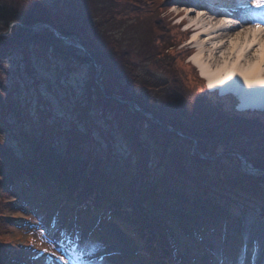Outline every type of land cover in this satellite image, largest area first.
<instances>
[{
  "label": "trees",
  "instance_id": "obj_1",
  "mask_svg": "<svg viewBox=\"0 0 264 264\" xmlns=\"http://www.w3.org/2000/svg\"><path fill=\"white\" fill-rule=\"evenodd\" d=\"M99 1L102 2V9L109 14L103 19L113 29L108 35L99 34L97 28L100 24H93L89 16L83 15L88 10L84 9L86 13L80 11L79 0H70L62 12L55 14L54 20L41 13L25 14L23 9L26 7L22 9L15 0H0V33L7 31V34H0V62L14 48L25 47V43L19 46L15 44L30 36L32 42L39 44V50L35 52V61L38 63L39 57L54 61L60 72L76 68L80 63L86 64L88 60L75 53L77 48L72 44L67 45L55 35L56 29L60 34L69 36L70 41L78 39L98 66L96 80L95 66L90 64L84 97L75 102L74 118L70 119L87 121V149L83 153L84 146L70 134L64 136L66 142L54 145L49 139L55 134L49 130L45 146L39 144L31 153L14 156L15 161L8 171V156L5 155L2 169H7L3 175L0 173V210L12 212L15 204L29 208L33 214L19 218L28 221L27 226L37 222V215L52 213L51 219L56 221L57 216L66 213L63 221L72 230L78 228L84 216L89 217L91 213L107 215L122 226V223L129 225V232L137 242L140 241L139 248L143 254H147L148 260L156 259L158 264H170V259L175 264H193L191 256L206 245L203 240L206 233L215 234L219 227L226 225L238 227V218L232 215L230 203L238 199L239 204L247 207L246 202L252 201L251 205H258L260 212L264 213V173L239 170L232 176L223 162L225 152L234 150L246 156L254 166L264 168V161L248 157L240 146V138L249 133L250 127L264 132V120L241 118L237 121V113L226 116L221 107L216 106L209 109L204 105V114L196 110L201 105L199 102L207 103L198 95L207 93L206 87L197 69L185 61L190 50L178 47L186 36L167 19L169 0H143L140 7L136 6L134 13L126 17L120 14L118 7L123 3L126 5L128 0H110L111 10H108L109 5L104 0ZM27 5L29 10H26L30 11L35 3L30 0ZM11 21H17L18 24L8 30ZM39 22L46 25L40 26ZM105 39L106 43L103 42ZM131 54L140 56V64L148 59L154 63L164 62L170 69L169 76L163 77L162 73L146 64H141V69L135 67ZM28 61L23 59L22 63L40 76L39 69L36 70ZM128 86L131 92L124 90ZM144 88L156 92L151 102L142 97ZM167 93L174 99L180 96L185 99L180 103L183 110L179 111V118L166 117L163 112L165 106L160 102L161 98L168 99ZM210 93L222 97L217 92ZM184 94L192 96V102L186 101ZM193 94H197V98ZM115 95L128 101L120 102L114 99ZM223 98L219 101H229L235 109V97L224 95ZM184 102L189 103L188 109ZM136 104L141 110L133 108ZM92 106L101 111L99 116L88 111ZM132 108L134 115L126 119ZM154 110L159 112L161 123L152 121L148 114L151 119L144 114L149 112L156 116ZM236 112L241 113L238 110ZM108 120L116 125L117 131L124 132V139L130 145L136 140L138 145L133 148V162H137L136 154L141 148L144 153L141 162L145 172L139 178L137 176L135 181L129 178L126 186L133 192L132 200L127 196L128 192L125 194L121 189L112 188L111 185L119 180L115 170L99 171L100 161L95 162L98 158L97 144L100 142L106 151L103 159H111L110 155L115 150L113 135L105 133L104 123H100ZM74 129L73 125L69 128L70 131ZM142 133L145 134L144 138ZM167 140L169 146L164 143ZM148 141L159 148V160L156 162L153 161L151 150L146 149ZM193 141L200 153L212 158H192L188 151L192 150ZM224 143L227 146L222 152L223 149L218 147ZM218 152L220 154L216 156ZM170 154H176L179 158H171ZM133 162L128 164L132 165ZM220 171H223L222 176ZM194 189L199 195L196 199ZM35 196L38 199L33 201L31 198ZM192 196L194 201H191ZM120 197L128 199L129 203L121 204L117 201ZM222 198L225 203L221 201ZM191 203L200 205L191 206ZM68 204L70 208H66ZM202 206L205 207L201 209ZM17 216L8 219L11 223L17 222ZM70 221L75 224L72 226ZM204 223L209 226L199 230ZM61 226L56 222L51 229ZM176 232L182 234L175 236ZM177 237L184 240L179 242ZM189 239L191 241L187 244ZM0 264H14L11 246H0Z\"/></svg>",
  "mask_w": 264,
  "mask_h": 264
},
{
  "label": "rangeland",
  "instance_id": "obj_2",
  "mask_svg": "<svg viewBox=\"0 0 264 264\" xmlns=\"http://www.w3.org/2000/svg\"><path fill=\"white\" fill-rule=\"evenodd\" d=\"M15 1L22 7V9L25 6L26 9L29 10V6L27 5V3L30 0ZM31 1L35 3V6H33L30 11H27L24 8L23 11L25 12V14H30V12L36 14L41 13L44 17L47 16L48 18L49 16L51 20H54L55 14L62 12V10L70 0ZM84 1L85 2H81L79 0L80 11L86 13L84 9H87L88 13L83 15L89 16L93 24H100L97 28L98 33L102 35H108L110 32H113V29L110 27V25L107 24L103 19L105 17L107 18L109 14L105 9H102V2L99 0ZM104 1L107 6L109 5L108 10H111V5L109 4L110 0ZM119 1L122 2L121 0ZM142 2L143 0H128L126 5L124 3L120 4L118 10L120 11L121 15L126 17L129 14L134 13L136 6L140 7V4ZM180 8H183L181 4H175L173 7L166 10L167 14H169V16H167V19L172 21V25H176L175 22H178L177 20H179V18L172 19V17H175V14H173L174 11L177 12L182 10ZM260 11L264 13V8H261ZM109 12L111 13V11ZM62 16L63 15H61V17ZM64 21L67 22V20ZM40 26H42V24H40ZM115 29L117 30V28ZM179 30L183 31V28H180ZM31 39L33 38L28 36L24 39L19 40L15 45L19 46L20 43H25L26 46H19L17 48H14L12 52L7 54L6 59L0 62V137L4 138V141L0 142V173H2V175L5 173V170L8 167L9 168L6 171L11 169V164L15 161L14 156L16 158L17 156L21 157V155L23 154L31 153L39 144L45 146L44 141L47 139L46 135L48 134L49 130L55 134V137L52 136V138L49 139L52 140V143H54V145H60L66 142L67 140L64 139V136H66V134H70L77 138L80 145L84 146L82 147V152L85 151L88 147V141L85 134V130L88 127V125H86L87 121L84 119H70L74 118L75 102L77 100H81L84 97V91L86 90V81L89 77L90 72V64L93 65L92 59L90 60L87 52L85 53L80 44L76 43L75 41H65L67 45L72 44L74 48H77L75 50V53H79V56L85 57L88 61L85 62L86 64L80 63L76 68H70L69 70L60 72L55 67L54 61H47L44 57H39V63L35 61V52L39 50V44L32 42ZM103 42L106 43L107 39L103 40ZM183 45H185V42H183ZM34 46H36L35 51ZM47 54H49V49L47 50ZM130 58L137 68L141 69L140 65L142 64L145 66L146 64L147 66H150L151 69H156V72L162 73L163 77L169 76L170 69L164 62L154 63L151 59H148L147 62L143 61L140 64L139 62L141 60L138 54H131ZM23 59L30 60L28 62L34 65L36 70L39 69V74L41 75H36L33 71H31L30 67L28 70L26 68V65L22 63ZM58 68L61 69L60 66H58ZM94 77L96 79V74L94 75ZM95 79H93V81L97 82V79ZM89 83L91 84L92 80H90ZM124 90H127L129 92L132 91L129 89V86ZM205 90L207 93H198V95L201 96L204 101H207V103L203 101L198 103L201 104L199 108L196 109L199 112L203 114L205 113V111L203 110L204 105H206V107H208L209 109L216 106L221 107L220 109L223 110V114H225L226 116L231 117L235 113H237V116L235 117L237 121H239L241 118H251L256 121L260 120L261 122L262 120H264V111L253 113L249 111H244L241 113L236 112V107L235 109H233L232 104L229 101H219L221 99H225L223 98V96H216L214 93H210L207 88H205ZM199 91L202 90L200 89ZM155 93L156 92H154L153 89L147 90V88H144L142 97L147 98L151 102V97ZM193 95L197 98V94ZM184 96L186 98V101L188 100L189 102H192V96H190L189 94H184ZM114 99L120 102L128 101L121 100L118 95H115ZM183 100H185L183 96L174 99L172 98V96H170V94H168V99L161 98L160 104L165 106L163 109L165 116L174 119L179 118L178 113L179 111L183 110V108H180V103ZM183 104L186 108L189 107V103L187 104V102H184ZM136 107H138L137 104L133 105V108ZM133 108L130 112L126 109V113L129 112V114L125 116L126 119L130 117L129 115H134ZM88 111H91V113L97 116H99V113L101 112L94 106L90 107ZM154 112H156V116L151 115L149 112H144V114H148L153 119L152 121L161 123L162 121L160 119L161 117L159 118V112L157 110H154ZM77 118L82 119L79 117ZM108 121L100 123H104L103 130L105 131V133L109 132L111 135H113L114 140L112 141V143H114L115 150H113L114 152H112L110 155L111 159H103V154L106 151H104L103 145L100 142L99 144H97V147L99 149L97 153L98 158H96L95 162L100 161L99 171H107L111 168L115 170V173H117L119 177V180H117L119 182L116 181L115 185H111L112 188L115 190L121 189L120 191L125 194L126 192H128L127 196L132 200L134 197L133 192L126 186L129 178L135 181L137 176L139 178L145 172V170L142 169L141 162L143 161L142 159L144 158V153L141 148L139 153L136 154L137 162H133V148L134 146L138 145L137 143H135L136 140L134 139V143L130 145L124 139V132L117 131L116 125L111 120ZM71 125H73V127L75 128V131L69 130ZM221 126L223 127V125ZM250 128L251 129L249 130V133L247 135H242V137L240 138V146L241 148H243V150L246 151L244 153L248 154V157L254 158L259 162L264 161V132L254 130V127ZM168 129H170V127H168ZM249 134H252V136H249ZM144 135V133L141 134L143 138ZM100 139L101 137H99V140ZM164 143L168 145V140L164 141ZM147 144L148 147L146 149L151 150L154 156L153 161H158L159 148L152 145L149 141ZM225 146L227 145H225L224 143V145L222 144L218 147V149H223L221 150L223 152ZM191 149V151H188V154L192 158H197L199 156L204 157L203 155H201L195 141L192 142ZM94 151H97V149H95ZM225 154L226 158L223 159V162L228 174L234 176L237 174V172H239V170H247L244 163L239 157V154L241 153H237L233 150L225 152ZM5 155L6 157L8 156L6 165L7 168L3 170L2 168H4L5 166V162L3 159L5 158ZM166 155L168 156L169 153H166ZM170 157L176 160L179 158V156L176 154H170ZM129 162H133L132 165L128 164ZM222 175L223 171H220V176ZM126 188L128 189V191L126 190ZM188 190L189 192H191V189L187 188V191ZM193 195L196 199L199 196L198 191L194 189ZM31 199L35 201L36 199H38V197L35 196ZM224 200L225 199L222 198L221 201L225 203ZM117 201H119L123 205L129 203V200L123 197L118 198ZM191 201H194L193 196L191 197ZM238 201V199L236 201H233L229 204V207L232 211V215L240 217V234L242 235V241L237 242L234 247L232 246V250L231 248L223 249L222 243L219 244L212 238H210L208 242H211L212 251L211 254L207 256V264H228L231 259L229 253L231 251H235V253H237V251L241 250L243 244L246 243L249 244V248L247 249L249 257L251 259H254L258 264H264V219L262 218V215H264V213H260L258 205L251 207L252 201L246 202L248 207H242L241 205H239ZM193 205L200 204L191 203V206ZM69 207L70 204H68L66 208ZM204 207L205 206H202L201 209H203ZM11 210L12 212L6 213L0 210V246H6V248L14 246V256L16 254H22L23 256H25V258L29 256L32 262H37L39 257L44 253L43 249L47 248L52 256L53 254L55 256V264H141V261L138 259L132 261H122L121 257L115 255L117 254L116 252L130 254L131 250L134 248L132 247L133 244L131 240L125 237L113 224L104 226L101 233L92 232L88 231L90 229L88 224L92 222V217L85 218V220H83L85 221L83 228L79 231L77 239H74V241L71 242L68 248H59L53 237L51 239L52 235L48 232L45 226V224L47 223L45 221L46 217L48 216L47 213H43V216L37 215V218L40 219V221L38 220V222H31L28 228L26 227L29 224L28 221H20L16 219L17 222L11 223L6 215L9 214L15 217L19 215L20 217L17 216V218L23 219V217H28L29 214L32 215L33 213L24 206L18 205H15ZM35 213L37 214V211H35ZM201 222H204V220ZM203 226L209 225L204 223L199 228V230H203ZM46 232H48V234L42 235V233ZM52 234L55 235V233L53 232ZM178 234L180 236L182 233L176 232L175 236H177ZM28 235L29 238L26 240L25 238ZM221 240L227 241V239L225 238H221ZM190 241L191 240L189 239L187 241V244ZM51 243H55L57 247ZM230 243L233 245L231 241ZM206 250L207 249L204 247L203 252ZM202 253L196 256V261H198L199 264L201 262V264H206L204 262V256ZM221 255L222 261H220ZM223 255H225L226 257L223 258ZM60 256H63L64 259L61 260ZM30 259L26 260L24 264H31ZM55 259H60L61 263H58L57 261H55ZM169 262L170 264H175L171 262V259L169 260ZM38 264H44V261H40Z\"/></svg>",
  "mask_w": 264,
  "mask_h": 264
},
{
  "label": "bare ground",
  "instance_id": "obj_3",
  "mask_svg": "<svg viewBox=\"0 0 264 264\" xmlns=\"http://www.w3.org/2000/svg\"><path fill=\"white\" fill-rule=\"evenodd\" d=\"M226 5L232 6L229 2ZM217 15L223 17L220 12H217ZM225 19L231 21L227 16ZM198 24L202 27L196 32L194 40L200 48L193 52L192 59L207 76L209 84L215 88L219 87L221 94L227 92L236 94L239 97L240 109L264 110V84H249L241 75L243 72L251 81L264 79V55L256 54L264 43L262 26L260 30L263 32L257 29L252 30L250 28L252 22L249 20L243 22L244 31L237 27L226 30L228 44L225 45V43V46L221 47L223 33L219 34V31H215L221 29V25L211 20L206 21V17L202 15L198 17ZM218 36L219 38L216 39Z\"/></svg>",
  "mask_w": 264,
  "mask_h": 264
},
{
  "label": "snow or ice",
  "instance_id": "obj_4",
  "mask_svg": "<svg viewBox=\"0 0 264 264\" xmlns=\"http://www.w3.org/2000/svg\"><path fill=\"white\" fill-rule=\"evenodd\" d=\"M253 2V5L255 8L257 9H261V8H264V0H252ZM199 15H202V13H197V16ZM256 29L259 30L260 29V25H257L256 26ZM241 31H244L243 29ZM248 31H252L251 29H248ZM237 35H239V33H237ZM255 42V41H253ZM257 55H264V43L261 44V47H260V50H258V52L256 53ZM221 55H223V53H221ZM241 75L244 76V79L246 82H248L249 84H264V79H257L255 81H251L248 79L247 75H245L243 72L241 73ZM4 141V138L3 137H0V142H3ZM44 252H48V249L45 248L43 249ZM245 256H246V253H245ZM60 259L63 260L64 257L63 256H60Z\"/></svg>",
  "mask_w": 264,
  "mask_h": 264
},
{
  "label": "water",
  "instance_id": "obj_5",
  "mask_svg": "<svg viewBox=\"0 0 264 264\" xmlns=\"http://www.w3.org/2000/svg\"><path fill=\"white\" fill-rule=\"evenodd\" d=\"M242 160H243V162H245V163L248 165V167H249L250 169L253 168L252 166H250V165L248 164V162H247L245 159H242Z\"/></svg>",
  "mask_w": 264,
  "mask_h": 264
}]
</instances>
